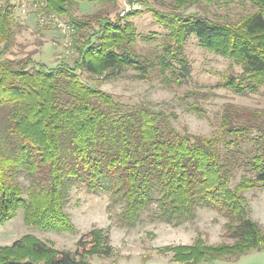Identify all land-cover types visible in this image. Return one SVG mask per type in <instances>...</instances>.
Returning a JSON list of instances; mask_svg holds the SVG:
<instances>
[{
    "label": "trees",
    "instance_id": "trees-1",
    "mask_svg": "<svg viewBox=\"0 0 264 264\" xmlns=\"http://www.w3.org/2000/svg\"><path fill=\"white\" fill-rule=\"evenodd\" d=\"M88 1L119 6L118 0ZM202 1L223 0L176 3L188 7ZM248 1L259 9L236 21L177 7L150 8L168 29L163 53L156 56L136 50L138 32L132 18L140 9L130 7L116 18L101 10L73 17L74 64L61 61L51 67L30 55H8L16 36L13 24L24 22L16 16L15 4L0 0V40L5 44L0 49V224L22 208L27 225L73 233L76 226L65 205L71 189L82 184L91 193L109 194L108 208L120 206L121 220L129 227L140 223L147 210L150 219L173 226L194 219L200 206L228 219L225 227L233 244L206 245L199 237L192 244L165 246L177 262L232 259L264 249V234L250 217L245 195L264 187V109L226 103L217 134L206 136L187 128L180 132L172 123L178 117L175 111H156L147 104L127 106L81 78L86 72L112 79L133 68L147 81L150 72L157 71L164 84L171 83L167 73L181 83L192 71L184 50L195 34L203 47L241 66L239 76L224 78L225 87L239 95L258 92L264 86V0ZM75 2L49 0V7L65 16ZM189 92L194 100L188 108L206 116L200 100L213 93ZM242 168L245 172L233 185L235 171ZM85 236V241H78L82 249L70 250L26 234L0 245V264H93L89 256L112 255L107 230L95 227Z\"/></svg>",
    "mask_w": 264,
    "mask_h": 264
},
{
    "label": "rangeland",
    "instance_id": "rangeland-1",
    "mask_svg": "<svg viewBox=\"0 0 264 264\" xmlns=\"http://www.w3.org/2000/svg\"><path fill=\"white\" fill-rule=\"evenodd\" d=\"M118 1V8H113L111 4L104 7L99 2L76 0L71 12L65 17L69 20L73 17H89L101 10L104 15L116 18L118 13L123 16L130 7L140 9L132 18L138 32L136 50L143 55L156 56L163 53L162 46L167 39L168 29L156 21L150 8L172 10L177 7L179 11L186 13H200L210 18L232 21L259 9L248 0L202 1L188 7L177 6L176 0H143L144 4L140 2L133 5L127 0ZM19 23L13 24L16 36L7 51L10 57L21 58L30 55L51 67L61 61L74 64L76 53L64 55L62 48L54 44L64 38L57 30L39 27L34 16L25 19L24 24ZM97 28L98 25L95 24V29ZM72 39L75 41V35ZM4 45L0 40V49ZM184 53L189 59L192 71L181 83L174 81L171 73H167L171 83L164 84L157 71H151V78L147 81L133 68H126L112 79H101L86 72L81 78L91 85L113 93L117 100L127 106L147 104L156 111H175L178 117L173 118L172 123L180 132L187 128L196 134H217L226 103L264 109V86L258 92L239 95L223 85L225 77L239 76L242 72L241 66L234 60L206 49L199 43L195 34L189 36ZM191 90L213 93L205 100H200L206 109V116H200L188 108L194 100L193 96H187ZM244 172V168L235 171L233 185ZM20 180L27 185L28 180L25 177L22 176ZM245 195L250 203V217L259 223L264 234V187L247 190ZM109 202V194L91 193L84 185H75L65 205L75 223V232L44 230L27 225L24 222V210L21 208L14 218L0 224V245L12 244L24 235L31 234L58 249H82L83 246L78 245L79 239L85 241V234L92 228L99 227L107 230L113 253L109 257L89 256L93 264H186L175 261L173 252L165 251L164 247L192 244L199 237L206 245L234 243V238L225 227L228 219L211 207H198L195 218L179 226H173L160 219L152 220L150 211L147 210L143 213L140 223L129 227L121 220V207L108 208ZM197 264H264V249H252L238 258L203 260Z\"/></svg>",
    "mask_w": 264,
    "mask_h": 264
},
{
    "label": "built area",
    "instance_id": "built-area-1",
    "mask_svg": "<svg viewBox=\"0 0 264 264\" xmlns=\"http://www.w3.org/2000/svg\"><path fill=\"white\" fill-rule=\"evenodd\" d=\"M6 1V0H1ZM16 6V16L24 22L29 16H34L37 25L41 28H53L64 38L54 44L62 48L64 55L77 53L75 41L72 37L76 34V27L63 14L50 9L49 0H10ZM75 47V48H74Z\"/></svg>",
    "mask_w": 264,
    "mask_h": 264
}]
</instances>
